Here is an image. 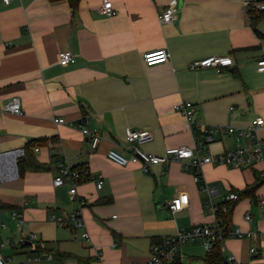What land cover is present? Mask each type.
I'll list each match as a JSON object with an SVG mask.
<instances>
[{"label": "crops", "instance_id": "1", "mask_svg": "<svg viewBox=\"0 0 264 264\" xmlns=\"http://www.w3.org/2000/svg\"><path fill=\"white\" fill-rule=\"evenodd\" d=\"M110 1L112 15L98 11L102 0H79L74 12L65 0H0V153L35 141L32 154L48 167L21 177L18 169L16 177L0 176V218L7 223L0 239L9 240L0 255L11 264L147 261L152 243L211 224L215 216L183 161L151 165L144 173L137 164L110 160L107 151L128 155L123 150L127 128L149 130L153 139L141 149L162 155L166 148L191 147L195 127L245 128L256 117L264 120V73L256 67L264 58V18L253 21L248 13L250 6L264 8L263 0H176L169 23H161L158 15L172 0ZM162 48L170 53L168 61L143 62L145 52ZM63 50L75 54L73 63L59 64ZM227 55L233 60L228 67L190 68L204 57ZM14 98L19 115L4 110ZM182 100L193 104L191 121L176 108ZM58 117L64 122L56 124ZM80 126L100 135L95 148ZM257 133L264 139V125ZM213 136L210 153L243 140ZM60 162L88 170L90 178L76 186L75 197L68 193L70 183L52 184ZM254 171L263 175L264 163L254 168L207 164L201 175L216 187L212 202L219 205L229 193L252 184ZM181 192L188 203L172 213L168 201ZM255 196L237 201L231 215V229L250 236L227 238L221 246L223 255L232 254L239 264H264V206L258 202L264 183ZM12 208L24 211L21 229L7 214ZM71 213L83 218L82 227L69 221ZM52 214L66 223L50 220ZM85 230L88 239L81 236ZM28 232L37 235L34 247L25 243ZM181 254L184 262L205 264L200 241L183 245Z\"/></svg>", "mask_w": 264, "mask_h": 264}, {"label": "built area", "instance_id": "2", "mask_svg": "<svg viewBox=\"0 0 264 264\" xmlns=\"http://www.w3.org/2000/svg\"><path fill=\"white\" fill-rule=\"evenodd\" d=\"M4 4H9L11 0H2ZM101 14L112 15L115 11L110 0H102V5L98 9ZM177 11V2L172 0L168 6L158 15V20L161 23H169L174 18V13ZM170 53L166 48L150 50L143 54V62L146 65H154L158 63H164L169 60ZM75 61V54L69 50H63L58 54L59 64L66 66ZM233 62L231 56H207L198 61L193 62L190 68L196 66L202 68H221L228 67ZM257 71L264 73V58L256 60ZM176 108L185 116L188 121H191V115L193 114V104L190 100H182L177 104ZM4 110L8 113L19 115L22 113L20 102L17 98L8 101L4 105ZM56 124L64 122V119L58 117L54 119ZM264 125L262 117H256L245 128H234L232 126H204L195 127L200 135H196L193 139V145L179 146L174 148H166L164 154L157 155L153 153L145 152L141 149V145L150 142L153 139V135L149 130H133L127 128L125 130L124 141L126 146L124 151L128 153L126 156L123 152H119L115 149H109L106 153L107 157L116 162L119 165L125 166L130 163L137 164L144 173L149 172V167L155 164H161L168 162L169 160L183 161V168L193 173V179L196 182L202 180L201 169L204 165L211 164H223L235 168H254L259 164L264 163V139H262L257 131ZM80 131L83 135L87 136L92 148H95L100 140V135L96 131H91L84 126H80ZM233 135L236 138L243 139L236 144L233 148L218 152L210 153L207 145L214 141L213 135ZM35 151L38 149L35 148ZM202 150L204 153L202 154ZM16 158L24 154L22 148L17 149ZM59 173L53 178V186H62L65 183H70L68 193L75 197L76 186L78 182V172L70 167L67 162L58 163ZM1 167V166H0ZM2 168V167H1ZM0 168V170H1ZM3 170V169H2ZM4 171V170H3ZM88 172V170H87ZM86 173V171H85ZM5 178V176H4ZM97 188L102 186V177L98 176L96 183ZM202 194L207 195L205 200V206L215 214L218 205L212 202V197L217 194L216 187L203 183L200 185ZM237 193H229L224 197V201L236 200ZM81 202L83 200L81 199ZM260 206H264V196L258 200ZM188 203V196L186 193L181 192L175 194L168 201V208L172 213L182 210ZM226 210V206H222V211ZM9 218L14 221L16 228L21 229L25 218L24 211L21 208H12L8 210ZM244 218L248 221L252 219L249 212H245ZM50 220L55 221L58 225L63 226L67 219L54 214L50 215ZM69 221L77 227L84 225L83 218L78 213H71L69 215ZM220 220L215 218L214 222L206 225H194L189 229L177 231L173 236H170L163 240L161 244H152L150 246V255L147 261L140 264H189L182 261L181 247L186 243H192L200 241L204 247L206 253H209L213 247V243L216 240L224 242L227 238H243L250 236L251 232H242L239 229H228L227 231H221ZM7 223L0 218V228H6ZM84 239L89 238V233L85 230L81 233ZM26 240L30 241V244L37 240V235L33 232H28ZM23 243V241H21ZM9 243L8 238L4 240L0 239V250L2 247ZM251 253H258L255 247L250 248ZM226 261L228 264H239L236 258L230 254L227 256ZM0 264H11L10 259L0 255Z\"/></svg>", "mask_w": 264, "mask_h": 264}, {"label": "trees", "instance_id": "3", "mask_svg": "<svg viewBox=\"0 0 264 264\" xmlns=\"http://www.w3.org/2000/svg\"><path fill=\"white\" fill-rule=\"evenodd\" d=\"M55 1V0H51ZM68 2L69 6L72 9V12H74L78 8L79 0H65ZM264 1V0H263ZM248 13L250 15V19L253 21L259 20L261 18H264V8L258 9L253 6H250L248 9ZM197 131V130H195ZM196 135H200L199 131L196 132ZM35 144V141H29L27 142L24 147L22 148L24 150V154L17 158V169L19 176L21 177L24 172L26 171H45L48 169L47 166H45L43 163H40L32 154V148ZM78 172V182L81 183L84 180H88L90 178L89 173L87 172V168L84 165H75L72 167ZM86 171V173H85ZM255 180L252 184L246 186L243 190L237 192V199L234 201H224L222 204L218 205V208L214 214L215 218L220 220V230L221 231H227L228 229H231V215L233 208L237 201H239L241 198L244 197H250L252 199H256L255 191L257 188L264 183V174L261 175L258 171H254ZM226 206V210L222 211V206ZM161 242H154L152 244H161ZM223 242H220L219 240H216L213 243V247L209 253H206L205 257L203 258V261L205 264H223V262L226 260V256L223 255L221 251V246ZM21 246H26L21 242ZM85 261L79 260V264H85Z\"/></svg>", "mask_w": 264, "mask_h": 264}, {"label": "water", "instance_id": "4", "mask_svg": "<svg viewBox=\"0 0 264 264\" xmlns=\"http://www.w3.org/2000/svg\"><path fill=\"white\" fill-rule=\"evenodd\" d=\"M16 150H11V151H7V152H3L0 153V161H4L5 157H12V161H11V165H12V169H13V174L10 175H6V178H12V177H16L17 176V165H16ZM25 243L30 244V241H26ZM224 264H228L227 261L224 262Z\"/></svg>", "mask_w": 264, "mask_h": 264}, {"label": "bare ground", "instance_id": "5", "mask_svg": "<svg viewBox=\"0 0 264 264\" xmlns=\"http://www.w3.org/2000/svg\"><path fill=\"white\" fill-rule=\"evenodd\" d=\"M11 161H12V157L4 158V166H2V168H4V172H1L0 176H6L7 174L11 176V174H13Z\"/></svg>", "mask_w": 264, "mask_h": 264}, {"label": "rangeland", "instance_id": "6", "mask_svg": "<svg viewBox=\"0 0 264 264\" xmlns=\"http://www.w3.org/2000/svg\"><path fill=\"white\" fill-rule=\"evenodd\" d=\"M203 153H204V151L202 150V154H203ZM169 161H172V160H169ZM188 172H189L190 174H192V176H194L193 173H191L190 171H188ZM197 183L201 185V184H203L204 182H203L202 180H200V181L197 182ZM204 196L207 197V195H205V194H204ZM213 198H214V197H212V201H213ZM213 202H214V201H213ZM35 244H36V243L33 242V243L30 245V247H34ZM187 244H188V243H187ZM184 245H185V244H184ZM197 250L200 251V250H202V249H201V247H199V248H197ZM197 250H196V251H197Z\"/></svg>", "mask_w": 264, "mask_h": 264}]
</instances>
